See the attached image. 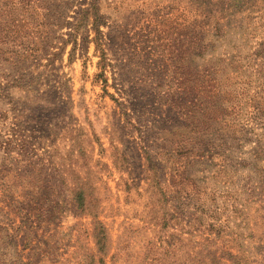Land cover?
<instances>
[{
    "label": "rangeland",
    "instance_id": "374dc122",
    "mask_svg": "<svg viewBox=\"0 0 264 264\" xmlns=\"http://www.w3.org/2000/svg\"><path fill=\"white\" fill-rule=\"evenodd\" d=\"M35 1L39 2L37 10L42 16L29 22L37 25L48 20L52 27L49 49L57 51L69 31L58 27L61 17L71 20L68 16L86 7L89 0ZM98 2L107 22L100 30L106 34L105 48L111 64L105 72L106 92L124 104L130 122L140 121L137 124L145 138L135 131L133 136L125 137L134 139L138 148L164 165L162 178L167 181L168 196L178 203L172 211L178 217L177 224L185 228L184 236L195 234L197 241L202 240L200 234L209 237L214 245L208 250L217 247L235 257H225V264H264V110L258 104L264 99V0ZM196 25L204 34L194 43ZM8 46L22 50L16 43ZM71 51L68 43L62 55L56 56L50 72L65 74L70 80L73 116H57L53 110L39 113L42 131L24 132L23 155L21 143L10 131V118L0 117V226L13 238L14 257L26 264H95L89 258L94 253L91 218L78 213L63 196H47L30 185L32 179L42 176H65V172L55 171V164L67 162L70 142L64 136L75 127L80 131H71L72 137L87 134L92 140L91 165L101 178L103 197L100 219L113 242L125 226L144 225L135 217L143 209L142 200L135 190L129 194L122 191V177L126 175L112 164L110 139L112 130L121 129L122 111L105 93L101 82L94 80L99 72L94 45L88 44L84 51L79 47ZM194 71L198 76L209 74L221 93L228 91L232 96L216 101L213 112L204 110V101L199 110H169L162 92L177 90L179 82L190 85ZM54 74L50 76L52 82L58 80ZM11 76L8 66L0 62V115L8 109L9 99L24 97L12 86ZM155 87L161 90L158 95ZM189 121L199 122L195 127L202 130L204 145H186L176 150V145L150 136L158 130L178 127L187 131L192 127L185 124ZM42 136L46 140L39 145ZM99 162L108 169L104 170ZM40 163L46 165L44 172L39 170ZM149 227L146 237L152 235L153 227ZM132 236L129 248L135 255L144 237L143 233ZM159 251L161 261L157 264H190L187 240L170 247L165 244ZM6 252L0 248L2 257Z\"/></svg>",
    "mask_w": 264,
    "mask_h": 264
},
{
    "label": "trees",
    "instance_id": "16d2710c",
    "mask_svg": "<svg viewBox=\"0 0 264 264\" xmlns=\"http://www.w3.org/2000/svg\"><path fill=\"white\" fill-rule=\"evenodd\" d=\"M38 3L35 0H3L0 3V62H4L11 71L12 86L24 93L23 99L20 98L21 100L9 99V107L3 111L0 117L2 119L10 118V131L15 139L21 143L20 155H23L25 141L22 137L24 132L26 130L42 131V119L38 121L39 113L44 112L47 114L53 110L57 116L64 117L68 114V116H73L71 113L73 98L70 80L66 78L65 74L57 76L50 71L53 69L56 56L62 55L68 43L72 45L71 52L76 47L84 51L88 44L92 43L99 58L97 62L99 72L94 75V80L96 83L101 82L103 90L118 105L124 117L119 132L112 130V138L110 139L114 152L112 164L121 175H126L121 176L122 191L129 194L132 190H135V194L142 200L143 209L139 216L135 214V217H139L138 219L144 225L139 227L125 226L116 242H113L106 224L100 219V214L103 211V197H101L99 185L101 178L98 171L94 170L91 165L92 140L87 134H84L82 138L72 137L71 131H80L77 127L67 131L64 136L70 142V149L66 152L67 162L60 165L55 164L57 167L55 171L61 170L66 173L65 176L49 179L42 176L32 179L30 184L32 189L36 192H44L47 196L49 194L52 196H55V194L61 195L66 202L74 206L78 213L91 218V237L94 243V253H90L89 258L95 264H107L106 259L110 261V264H157L161 261L159 249L163 245L166 244L169 247L175 243L180 245L183 244L184 240L189 242L190 264H225V257L235 258L227 251L217 247L208 250L214 244L207 236L200 234L201 241L195 240V234L191 235L194 240L191 237L186 238L184 236L186 233L184 232L185 228L180 226V223L177 224L176 219L178 217L172 211L178 203L171 196H168L166 191L168 184L166 186L167 181L162 178L164 165L154 160L143 148H138V143L134 139L130 140L125 137V135L133 136L135 131L141 139L145 138L144 132L138 126L140 121H137L138 124L130 122L129 114L124 111V104L106 92L108 81L105 72L111 64L106 54V34L100 30L101 26H107V22L100 13L98 0H89L86 7H79L74 11V15L68 16L72 18L71 20H67V16L61 17L62 21L58 27H67L69 31H67V39L62 40V45L57 48V51L49 49L48 40L52 27L49 26L48 20L37 25H32V21L29 22L38 15L42 16L37 10V7H40ZM45 17L43 16L44 19ZM193 29L192 38L195 43L202 37L204 31L198 29L197 25ZM33 30H36L35 34H33ZM90 34H93V36L90 37ZM78 37L81 40L80 43L77 42ZM11 43H16L22 50H11V48H8ZM196 49L197 47L194 48V50ZM183 53L181 52L180 55L184 56ZM43 60H46V62L43 63ZM195 72L190 85L186 86L183 82H179L176 86L177 90L162 92L161 98L167 102L169 110L174 108L187 110L193 107L199 110L202 101H204L207 103L204 110L207 109L209 112H213L216 101L226 100V96L230 99L232 94L228 91L221 93L220 89H217L219 86L216 85V82L211 77L209 78V74L198 76ZM53 74L58 78L56 82H52L50 79ZM154 90H157L155 95H158L161 91L158 87H155ZM141 104L142 101H139L140 106ZM258 104L259 108L264 110V99L259 100ZM45 123L43 122V125ZM188 123L191 125L193 122L189 121L185 124ZM197 125H199V122H194L187 131L180 127L165 132L158 130L151 133L150 136H156L165 143L176 145L179 148L176 150L186 148V145H204L206 140L201 138L203 132L196 129L195 126ZM185 127L187 128V126ZM45 140L44 136L40 137L39 145ZM129 146L136 148L132 149ZM98 164L104 170L108 169L106 164L100 162ZM58 166L61 168H58ZM45 167L46 165L40 163L39 170L44 172ZM48 201L47 197L45 202ZM54 205L57 204L54 202ZM149 226L153 227L151 229L152 235L146 237L145 231H150ZM142 233L144 240L141 250L134 252L135 255L130 254L129 247L133 240L132 235H135L136 238ZM0 240V248L3 247L7 250L3 254L4 257L0 255V264H26L20 257H14V251H12L13 238L7 229L2 226H0ZM122 253H125V257H121Z\"/></svg>",
    "mask_w": 264,
    "mask_h": 264
}]
</instances>
